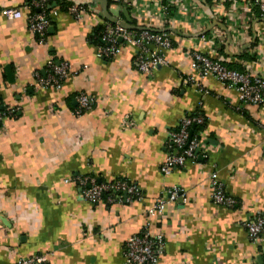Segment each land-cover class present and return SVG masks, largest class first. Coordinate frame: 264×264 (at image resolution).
Here are the masks:
<instances>
[{"label": "crops", "instance_id": "crops-1", "mask_svg": "<svg viewBox=\"0 0 264 264\" xmlns=\"http://www.w3.org/2000/svg\"><path fill=\"white\" fill-rule=\"evenodd\" d=\"M67 1L88 10L76 18L53 4L58 14L40 35L29 28L27 0H0V103L17 110L0 124V264L35 254L48 255L52 264H126L127 239L148 222L165 238L160 264H264V244L251 242L242 224L258 213L264 218V105L242 106L238 91L212 76L200 79L202 92L186 81L188 75L199 79L187 55L192 49L264 75V41L257 37L249 48L263 21L255 18L241 34L212 28L209 4L219 0L193 7L184 0L186 9L168 23L179 32L165 52L169 65L143 74L130 45L114 57L99 56L93 30L107 20L99 0ZM120 1L109 0L112 17L130 18L139 28L165 26L158 15L137 16ZM136 1L151 2L155 12L156 0ZM249 1L227 0L219 12L234 16L231 11ZM6 8L23 16L9 19ZM244 45L257 50V61L237 58ZM50 59L71 66L60 89L36 85L35 74H47ZM80 92L95 102L78 115ZM190 114L207 120L208 153L164 174L167 134ZM214 170L236 200L233 207L212 201ZM83 174L127 179L143 197L91 203L75 182ZM172 186L182 200L149 215Z\"/></svg>", "mask_w": 264, "mask_h": 264}, {"label": "built area", "instance_id": "built-area-1", "mask_svg": "<svg viewBox=\"0 0 264 264\" xmlns=\"http://www.w3.org/2000/svg\"><path fill=\"white\" fill-rule=\"evenodd\" d=\"M192 7L199 3H205V0H190ZM227 0L213 1L209 4L213 11L212 18L216 26L224 27V30L232 27L236 31L235 34L249 32V24L257 18L254 13V8L258 7L264 16V0H252L247 2L244 7L231 11L234 16H229L231 13L222 11L220 13L219 4H224ZM47 0H37L35 5L43 7ZM124 6H127L130 11L137 16L153 17L158 15L160 19L165 20V23L174 21L173 15H168L170 6H175L176 10L179 8L186 9L184 0H156L154 2L153 12L150 8L151 2H137L136 0H123ZM126 3V4H125ZM190 6L191 4L188 3ZM195 4V5H194ZM67 10L76 18H80L88 10L84 5L73 4ZM196 11L197 8L195 9ZM199 13V12H198ZM203 13V12H202ZM220 13V14H219ZM4 14L9 19H17L23 16V12L19 8H6ZM58 14L57 10H52L49 13H37L29 17V28L31 31L44 35L53 15ZM154 14V15H153ZM219 14L220 17L217 15ZM239 14V15H238ZM179 15V13H178ZM242 18H240L241 16ZM157 16V17H158ZM177 16V14H176ZM149 17V18H150ZM232 20V25H226V21ZM121 18H116L114 22H107L104 24L105 32L102 36L103 44L98 46V54L101 57H114L118 54L120 48L124 45H130L136 49V66L137 70L143 74H150L158 66L169 65L165 52L173 47V34L167 28L170 24L163 26V29H151V27H142L141 29H128L123 27ZM262 27L254 29L256 38H261L264 41V21L261 23ZM209 33V32H208ZM213 43L216 40L214 35H210ZM235 39L233 35V40ZM260 39V40H261ZM232 40V38H231ZM242 45V44H241ZM216 46V45H215ZM252 48V47H249ZM244 45L241 51L250 52V49ZM250 52L256 54L257 59L259 55L257 50ZM191 59V66L194 71L198 73L197 76L188 75L186 81L192 83L200 92L204 91L203 84L200 79L207 76H212L222 82L228 87L235 88L239 93V99L242 106H262L264 105V75L257 74L245 67L244 71L232 69L221 60L212 57L198 49H192L187 52ZM49 72L41 75L38 72L35 74L36 85L38 87H54L60 89L63 81L71 73V66L65 62L55 63L54 59L48 61ZM76 99L78 101V108L75 113L83 114L85 111L91 109L94 104L88 94L80 92ZM15 108H9L0 103V124L7 118L13 117L16 114ZM205 116L201 114L186 115L181 119L180 124L176 129L170 130L167 134V155L161 167L164 174H171L176 168H182L190 160H197L201 156H205L207 152V138L203 130L193 134L191 126L202 125L206 123ZM70 180H66L69 182ZM80 189V195L91 203L101 202L103 199L109 203L122 201L123 197L129 196L132 199L140 200L143 193L138 184L130 182L127 179L119 178L113 181H100L94 174L78 175L75 179ZM209 182L211 187V199L215 204L233 207L236 200L226 193L225 184L221 181L218 172L214 170L209 175ZM184 195L181 194V189L178 186H172L164 190L156 199L155 205L150 208L149 215H160L166 207L173 202L182 200ZM243 227L247 231L251 242L256 244H264V218L258 213L253 218L244 221ZM166 242L161 233L156 232L152 224L148 222L139 234L130 236L126 241L125 246V261L126 264H160V258L165 253ZM14 264H52L46 254H35L31 256H21Z\"/></svg>", "mask_w": 264, "mask_h": 264}, {"label": "trees", "instance_id": "trees-1", "mask_svg": "<svg viewBox=\"0 0 264 264\" xmlns=\"http://www.w3.org/2000/svg\"><path fill=\"white\" fill-rule=\"evenodd\" d=\"M35 1L37 0H27V5L29 7V17L33 16L34 14H37V13H41V12H44V13H49L52 9V5L53 4H57V6H59L62 10H67V8L70 6V5H73L74 3L70 2V1H67V0H47L46 4L43 6V7H38L35 5ZM207 3H211L212 0H206ZM120 3H123L122 0L120 1ZM85 8L88 9V5H84ZM176 12V7L175 6H170L169 8V13L168 15H173L175 12ZM254 13H255V16L260 19V21H264V16H262V11L256 7L254 8ZM53 19V18H52ZM51 19V20H52ZM54 20V19H53ZM109 22L108 20H104V23L95 27L93 32V39L95 40V42L99 45H102V42L100 41L101 40V37L104 35V32H105V27H104V24ZM169 25L168 23H165V26ZM251 32H252V29H251ZM171 33L173 34V36H175L176 34L174 32L171 31ZM174 38V37H173ZM173 44L175 45V41L173 40ZM173 45V46H174ZM256 45H258V39H254L253 42L250 43L249 47H255ZM222 50H220L221 52ZM237 58H241L245 61H255L257 59V55L256 54H251L250 52L248 51H245V52H242L241 54L238 55ZM224 64H226L227 66H229L230 68L232 69H236L238 71H244L245 70V67L238 63V62H226V61H222ZM203 128L202 125H195V126H191V132L193 134H195L196 132L198 131H201Z\"/></svg>", "mask_w": 264, "mask_h": 264}, {"label": "water", "instance_id": "water-1", "mask_svg": "<svg viewBox=\"0 0 264 264\" xmlns=\"http://www.w3.org/2000/svg\"><path fill=\"white\" fill-rule=\"evenodd\" d=\"M99 1L102 3V10H103V14H104L105 18L108 21L114 22L116 18L112 17L111 14L109 13V5H110L109 0H99ZM127 20L128 21L125 20L122 22L123 27L128 28V29H141V28L136 27L133 24H131L130 18H127ZM167 30L175 32V33H179L173 27H169V28H167Z\"/></svg>", "mask_w": 264, "mask_h": 264}]
</instances>
